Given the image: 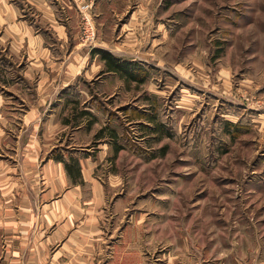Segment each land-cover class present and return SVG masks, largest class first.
<instances>
[{"label":"rangeland","instance_id":"obj_1","mask_svg":"<svg viewBox=\"0 0 264 264\" xmlns=\"http://www.w3.org/2000/svg\"><path fill=\"white\" fill-rule=\"evenodd\" d=\"M107 2L87 4L97 40L144 82L87 83L100 120L72 150H106L95 176L108 194L90 263L264 264V0ZM103 123L115 159L94 137Z\"/></svg>","mask_w":264,"mask_h":264},{"label":"crops","instance_id":"obj_2","mask_svg":"<svg viewBox=\"0 0 264 264\" xmlns=\"http://www.w3.org/2000/svg\"><path fill=\"white\" fill-rule=\"evenodd\" d=\"M29 1L36 14L5 0L0 15V264H91L108 202L95 176L106 150L82 156L72 141L100 120L88 81L99 72L121 80L98 50L122 53L99 35L80 44V9L94 0ZM105 127L96 140L107 141L97 137Z\"/></svg>","mask_w":264,"mask_h":264},{"label":"trees","instance_id":"obj_3","mask_svg":"<svg viewBox=\"0 0 264 264\" xmlns=\"http://www.w3.org/2000/svg\"><path fill=\"white\" fill-rule=\"evenodd\" d=\"M98 53L101 55L102 59L106 62V66L109 72H114L118 76H120L121 79H123L127 83H143L144 82V77H143V71L141 68L136 67L134 63L130 61H125L118 59L111 55L110 53L102 50H98ZM152 122H154V118H151ZM161 127H163V130L165 129L164 126L160 124ZM108 129L105 128L102 129L101 132L97 135V137L102 138L104 132H106ZM109 131V130H108ZM107 131V132H108ZM154 132L157 134L162 133L160 128L157 126H154ZM229 133H232L229 130ZM107 137L111 138V143L113 147V159H115L118 154L123 150V148L118 144V134L114 130H110L108 134H106ZM66 169L69 172H71V167L66 165Z\"/></svg>","mask_w":264,"mask_h":264},{"label":"built area","instance_id":"obj_4","mask_svg":"<svg viewBox=\"0 0 264 264\" xmlns=\"http://www.w3.org/2000/svg\"><path fill=\"white\" fill-rule=\"evenodd\" d=\"M89 7L82 6L80 9L82 14V21L80 25L81 42L85 46L92 47L97 40V31L91 16L88 14Z\"/></svg>","mask_w":264,"mask_h":264}]
</instances>
